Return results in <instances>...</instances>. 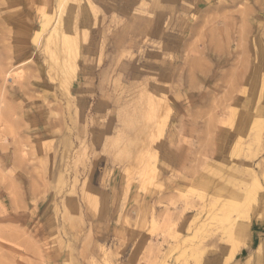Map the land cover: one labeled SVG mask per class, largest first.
I'll return each mask as SVG.
<instances>
[{"label": "rangeland", "instance_id": "374dc122", "mask_svg": "<svg viewBox=\"0 0 264 264\" xmlns=\"http://www.w3.org/2000/svg\"><path fill=\"white\" fill-rule=\"evenodd\" d=\"M75 2L67 96L0 0V264H264V0Z\"/></svg>", "mask_w": 264, "mask_h": 264}, {"label": "bare ground", "instance_id": "6f19581e", "mask_svg": "<svg viewBox=\"0 0 264 264\" xmlns=\"http://www.w3.org/2000/svg\"><path fill=\"white\" fill-rule=\"evenodd\" d=\"M70 1H73V0H57V3H55V5L53 7H50L47 11H44L42 13V23L40 24V26L37 29L35 28L36 30L34 31V35H33L34 43L39 44L42 41L44 51L50 57L49 61L54 62V64H56V66L59 68V69L55 68V69L59 70L58 71L59 72V75H58L59 76V84H58V86H59V88H61V90H63V92H65V94L67 96H71L70 87L73 83V80L75 79L76 71L78 70V66H77V61H78L77 58L78 57L77 56L79 55V47H78V41H77V33H78L77 27L78 26H76V23H74V27H72L71 25H73V24H71L72 22L70 23V20H72V17L67 16V14L66 15L64 14V12L66 11L67 6H68ZM76 2H77V0H76ZM76 2H75V4H77ZM79 3H80V1L78 2V4ZM86 3L88 4V6H90L91 10L96 8V6H94L93 3L90 2V0H86ZM78 4H77V6H78ZM76 8H78V7H76ZM88 9H89V7H88ZM75 10H74V14H75ZM94 11H91V12L93 13ZM92 17H93V15H92ZM95 17H96V15H95ZM95 17H93V18H95ZM78 25H79V23H78ZM81 31H82V29H81ZM85 33L87 34V32H85ZM82 35H84V33ZM49 65H51V67H52L51 63H49ZM57 70H54V71H57ZM254 72H256V71H254ZM158 103L162 104L163 102L160 103V101H159ZM243 106H242V108H244ZM167 108H168L167 112H169V107L167 106ZM256 112L262 113V112H260V109H257ZM251 116H252V114L249 117H251ZM163 124H165V123H163ZM261 128H262V125H261L260 129ZM258 139H259V136H258ZM254 183H257V181H254ZM254 183H252V184H254ZM255 187L256 186L254 185V190L250 188L249 191L243 192V194H242L243 195L242 196V199H243L242 202L243 203L244 202L246 203L247 200H250L252 203L255 202L256 194H257L256 189L259 188V185H257L258 188H255ZM246 208H247V206H246ZM245 209H244V211H245ZM242 213H243V211H242ZM245 218H247V217L245 216ZM245 228H246V226L242 227L241 229L238 228L237 231H238V233L240 231V233H239L240 236H241V233H244ZM230 236H231V233H228L227 237L229 238ZM230 239H232V237ZM225 241L227 242V240H225ZM231 241L233 243L234 239H232ZM234 244L235 245L238 244L236 239H235V242L232 244V247L230 248V249H232V251H233V245ZM235 245H234V247H235ZM241 246H239V247H241ZM234 254H235V252H232V255H230V258L233 257Z\"/></svg>", "mask_w": 264, "mask_h": 264}, {"label": "crops", "instance_id": "0c3cea01", "mask_svg": "<svg viewBox=\"0 0 264 264\" xmlns=\"http://www.w3.org/2000/svg\"><path fill=\"white\" fill-rule=\"evenodd\" d=\"M260 248H261V247L259 246V248H257V250H256V251H258V252H259V251H261V249H260Z\"/></svg>", "mask_w": 264, "mask_h": 264}]
</instances>
